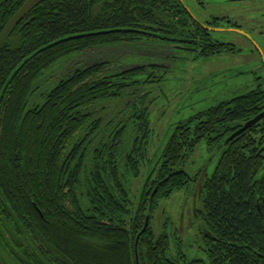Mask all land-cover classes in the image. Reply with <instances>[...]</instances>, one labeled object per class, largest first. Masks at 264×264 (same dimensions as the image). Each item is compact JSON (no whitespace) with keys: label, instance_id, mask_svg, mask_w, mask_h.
Returning <instances> with one entry per match:
<instances>
[{"label":"trees","instance_id":"1","mask_svg":"<svg viewBox=\"0 0 264 264\" xmlns=\"http://www.w3.org/2000/svg\"><path fill=\"white\" fill-rule=\"evenodd\" d=\"M32 1L0 0L2 264H172L170 235L162 246L149 226L136 242L183 192L198 194L199 220L216 239L199 259L180 254L183 264H264V120L227 143L264 111L261 90L180 123L133 209L130 182L152 135L147 88L162 67L118 62L117 52L224 51L202 44L178 0ZM89 54L94 63L70 66ZM202 142L224 152L195 191L183 167Z\"/></svg>","mask_w":264,"mask_h":264},{"label":"rangeland","instance_id":"2","mask_svg":"<svg viewBox=\"0 0 264 264\" xmlns=\"http://www.w3.org/2000/svg\"><path fill=\"white\" fill-rule=\"evenodd\" d=\"M36 0L32 1L29 7ZM209 7L219 6L220 11L230 15L233 20L246 23L247 18L252 15L250 12L239 16L237 6L235 7L226 0H208ZM249 6L248 4H244ZM219 12V11H216ZM216 38H223L226 42L237 41L238 37L233 34H215ZM167 49L164 47H151L150 49H133L128 52H117V61L131 60L136 62L140 59L154 62L162 67L158 76H162L160 83L153 86L149 95L151 108L150 122L152 135L150 138L149 159L138 179L130 182V195L133 202V209L141 200L142 193L149 175L155 168L159 167L163 151L171 139L177 126L190 118L219 106L222 103L230 102L236 98L243 97L253 92L257 88V64H244L243 58L239 54H221L212 58L195 59L194 55L181 50H171V56L166 59ZM171 53H168L170 56ZM91 55V56H90ZM140 55L144 56L141 57ZM95 54L78 57L72 60L70 66L85 65L96 61ZM127 59V60H125ZM69 66V67H70ZM169 67V68H166ZM261 73L258 74L260 76ZM46 83V82H45ZM224 150L222 148L210 150L206 142H202L190 157L183 170L190 176L199 175V185L211 178L222 158ZM196 188L194 185L191 189ZM195 199L189 197L186 192L176 193L169 200L162 202L160 209L149 219V226L154 232L155 240H161V245L166 243V235H171V249L174 257L180 258V254L186 252L193 260L199 259L198 247L188 249L180 248L178 242L180 238V217L186 209L193 205ZM192 204V205H191ZM200 208V203L198 205ZM201 209V208H200ZM188 215L185 216L187 221ZM198 221V220H196ZM198 224L202 225L201 220ZM186 224L183 232L188 233ZM162 235V238L160 237ZM193 232L189 236L193 238ZM181 249V250H180ZM181 264L182 261H180Z\"/></svg>","mask_w":264,"mask_h":264},{"label":"flooded vegetation","instance_id":"3","mask_svg":"<svg viewBox=\"0 0 264 264\" xmlns=\"http://www.w3.org/2000/svg\"><path fill=\"white\" fill-rule=\"evenodd\" d=\"M178 1L192 18L187 8L191 11L192 15L195 17V19H192L204 31L202 38L207 39V41H204L202 44L207 46V48H222L219 50L224 51L222 53H215V55L212 56H208L207 54L199 59L212 58L225 53L239 54L241 58H243L244 64H257L256 68H258V71L255 74L257 75L256 80L258 82L255 91L260 89L264 94V0H226L229 2L226 4H231V6L233 4H239V6L236 7L239 12H241L239 16L250 12L252 16L247 18V21H245L246 23H240L233 20L230 15L220 11L221 9H219V6L214 7V10H212L209 7L210 3L208 0ZM244 4H248L249 6H245ZM235 5L233 6L235 7ZM215 34H233L236 35L238 39L234 42H226L223 38H216ZM166 49V59H169L171 56L176 57L175 54H172L173 52L171 53V49ZM168 53H171L170 56H168ZM259 73H261L260 76H258ZM262 113H264V111ZM187 177L192 186L194 185L196 187L193 190L198 191L201 189L203 184L199 185L201 176L195 175L192 177L188 174ZM186 193L188 195V192ZM191 198L195 199V201L180 217V238L177 237L178 242L175 240V243L179 246H187L188 249L194 247L202 249L206 240L216 241V239L208 234L201 224H198L200 211L199 206H197L199 201L198 194L194 192V195ZM186 215H188L187 221H185ZM185 224V231H188L187 234L183 232ZM192 232L193 238L191 239L189 235L192 234ZM170 236L172 237L173 234ZM167 237H169V235ZM169 243L171 245V240H169ZM167 261H173L172 264H181L180 258L177 259L176 257H171V259H168Z\"/></svg>","mask_w":264,"mask_h":264},{"label":"water","instance_id":"4","mask_svg":"<svg viewBox=\"0 0 264 264\" xmlns=\"http://www.w3.org/2000/svg\"><path fill=\"white\" fill-rule=\"evenodd\" d=\"M181 2H183V0H180ZM187 10L190 12L192 18L195 19L194 15H192L191 11L187 8ZM264 119V113L258 115L256 118H254L253 120L249 121L247 124H245V126L239 130L238 132H236L232 137H230L228 140H227V143H229L230 141H232L233 139H235L236 137H238L239 135H241L242 133L246 132L248 129L252 128L253 126L257 125L259 122H261L262 120ZM157 193V190L155 191L153 197L156 195ZM149 228V217L147 218L146 220V224H145V227L143 229V231L141 232V234L138 236L137 238V242H136V249H137V246H138V242H139V239L140 237L148 230ZM137 251V250H136ZM137 262H138V257H137ZM0 264H2L1 260H0ZM139 264V263H138Z\"/></svg>","mask_w":264,"mask_h":264}]
</instances>
